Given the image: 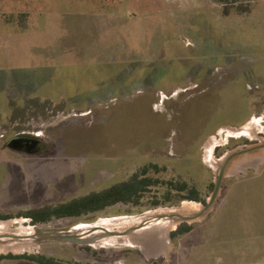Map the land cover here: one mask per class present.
I'll return each instance as SVG.
<instances>
[{
	"label": "rangeland",
	"instance_id": "obj_1",
	"mask_svg": "<svg viewBox=\"0 0 264 264\" xmlns=\"http://www.w3.org/2000/svg\"><path fill=\"white\" fill-rule=\"evenodd\" d=\"M245 89L243 102L237 94ZM0 93V215L12 217L1 242L29 247L0 254L13 257L0 264L28 254L57 264H221L217 243L228 233L217 234L218 218L245 225L264 219L263 158L223 180L213 211L190 224L191 232L173 238L186 223L171 225L167 252L157 257L125 238L63 240L123 231L155 215L152 224L163 229L166 216L193 201L146 207L154 196L162 200L170 183H186L202 201L194 203L205 205L217 160L264 141V0H0ZM222 110L231 121L234 110L246 117L215 124ZM245 128L250 133L242 136ZM22 136L37 139L29 155L18 145L30 146ZM152 165L158 170L148 175L161 184L140 206L34 224L24 216ZM223 189H240L233 196L238 213L223 214ZM247 189L251 198L243 197ZM203 239L215 240L204 254ZM237 264L256 263L245 257Z\"/></svg>",
	"mask_w": 264,
	"mask_h": 264
},
{
	"label": "trees",
	"instance_id": "obj_2",
	"mask_svg": "<svg viewBox=\"0 0 264 264\" xmlns=\"http://www.w3.org/2000/svg\"><path fill=\"white\" fill-rule=\"evenodd\" d=\"M31 92H33V90ZM241 93V95L237 94V98L239 99L241 97V101L243 102L248 101V98H250L249 92L245 89ZM233 97L235 98L236 96L234 95ZM243 106L244 108L247 107L245 104H243ZM245 110L241 113L243 114L242 116H239L240 113L238 110L232 111L231 115H234L232 116L234 117L233 121L227 118L225 116V110H222V114L216 118L215 124L228 123L234 125L241 123V121L246 117ZM209 129L210 126L207 125V131ZM149 168L154 169L155 171L158 170L155 165L144 167L128 180L115 184L103 191L92 193L80 199H74L70 202L59 204L55 207L31 211L25 213L24 216L31 219L34 224L44 223L50 218H77L84 214L100 212L116 204H125L135 207L140 206L141 200L144 198L145 194L149 192L151 188L158 187L161 184L159 179H154L148 175ZM170 186L171 188H168L163 196L164 199L160 200L157 196H154L152 201L146 207L157 208L159 206H173L182 201L202 202L198 196V191L194 187L187 189L188 187L186 183L179 182L175 184L170 183ZM184 192H188L187 195H182ZM11 218L12 217L10 215H0V220H8ZM192 229V226L184 224L173 231L171 236L176 238L177 236L191 232ZM8 258L12 259L13 257L0 256V260ZM37 261L41 264H57L51 260H44L43 258L37 259Z\"/></svg>",
	"mask_w": 264,
	"mask_h": 264
},
{
	"label": "crops",
	"instance_id": "obj_3",
	"mask_svg": "<svg viewBox=\"0 0 264 264\" xmlns=\"http://www.w3.org/2000/svg\"><path fill=\"white\" fill-rule=\"evenodd\" d=\"M0 96H1V93H0ZM1 97H4V95ZM223 190L224 192H226L224 196L225 198L223 197V200L221 202V204L223 203L225 205V207H223V214L225 211L229 210L230 208H232L234 212L239 211L238 208L242 204L241 202L238 204H235V200H233V196L235 195V193L240 191V189H223ZM251 190L253 189H247L246 190L247 193L244 194L243 197L251 198V193H250ZM233 204L235 205L233 206ZM258 206L264 209V198L262 200V197H261V201H259ZM235 207H238V208L235 209ZM220 219H224V217L218 218L219 221H217L216 223L215 231H217V234L219 235H221L223 232H226L229 235L228 236L227 234H225V236L222 238L224 239L222 245L219 244L220 243L219 241L217 243V249H218L217 253H219V251L221 253L219 258L222 257L224 259V260H221V264H237L238 261L239 263L243 262V260H245V257H248V259L251 261L253 259L256 264H264V219L263 217L262 219L255 217L254 220L247 221L248 223L247 225H245V223H242L243 220L241 222L234 223V222H230L231 218H229V219H226L227 221L224 223L225 220L223 221ZM231 226L236 227V228L231 229ZM213 236L215 240L217 241L218 240L217 237L215 235ZM206 239H203V247L201 251V253L203 254L205 250L204 248H208L210 246V249H211V244L212 243L215 244V240L211 241V239H208V240ZM238 243H244V244L242 246H239ZM203 254H202V259L208 260L210 256L208 257L207 254L204 256Z\"/></svg>",
	"mask_w": 264,
	"mask_h": 264
},
{
	"label": "water",
	"instance_id": "obj_4",
	"mask_svg": "<svg viewBox=\"0 0 264 264\" xmlns=\"http://www.w3.org/2000/svg\"><path fill=\"white\" fill-rule=\"evenodd\" d=\"M253 154H256V156L252 158ZM263 154H264V141L256 145L244 146V147L236 149L235 151L226 152L224 156H222V158L217 161L216 170L214 171L215 177H214V182H213V191L208 201L205 203V205H201L200 209L195 213H190V214H186V213L178 214L177 213V214H172L166 217L171 219L170 221L175 220V223L177 224V226L180 225L181 223H186L190 225V224L198 222L203 217H205L206 215H208L209 213L213 211L217 203V200L220 196L221 190H222L223 180L227 177H233L237 174H240L246 171L248 166L244 165L243 163L244 159L246 160L249 158L250 161H253V164H251L250 166L255 167L256 164L260 163L262 159L264 158ZM147 224L148 222H144V223L142 222L136 226L129 227L123 231L104 230L103 235L92 236L89 239H75L74 236L69 235V236H64L63 240L76 242L80 244H89L96 239H100L101 237L127 238L133 233L140 231L141 229H144L147 226ZM7 237L9 236L0 235V242H1V239L7 238ZM8 253H11V252H8ZM145 256L147 257L146 254Z\"/></svg>",
	"mask_w": 264,
	"mask_h": 264
},
{
	"label": "bare ground",
	"instance_id": "obj_5",
	"mask_svg": "<svg viewBox=\"0 0 264 264\" xmlns=\"http://www.w3.org/2000/svg\"><path fill=\"white\" fill-rule=\"evenodd\" d=\"M241 132H243V133H241ZM231 133H234V131L232 130ZM239 133H241L243 136L244 134L250 133V131H249V129L245 128V129L239 131ZM263 157H264V154H263ZM250 162H252V161H250L249 159H246V160L244 159V161H243L245 166H249L251 164ZM216 164H217V162H216ZM200 207H201L200 204H197L194 202H183L182 205L180 206V208L176 209L174 212H178L181 214H185V213L190 214V213L197 212L200 209ZM162 210H164V209H162ZM160 216L159 215L151 216L150 218H148V220L144 221V222H148L147 225H149L150 227H148V228L145 227L144 229H141L140 231H137V232L133 233L132 235H130L129 237L125 238V241H127V242L130 241L133 243V245L135 247L140 248L147 255L148 258H154V257H157L159 254H164L165 252H167L166 251L167 248H166L165 243H167L168 233L170 231L168 228L171 225L175 224V220L170 221L169 225L162 229V227H161L162 225L160 226V224L159 225L158 224H152V222H151V221H153L152 219L160 217ZM9 223H10V221L0 220V230H7V227H8L7 225H9ZM128 239H129V241H128ZM132 243H130V244H132ZM5 245L6 244L0 242V254L8 253L11 250L13 252L17 253V252H22L26 249L27 250L29 249V247H27V246L26 247L15 246L13 248L12 247L9 248Z\"/></svg>",
	"mask_w": 264,
	"mask_h": 264
},
{
	"label": "flooded vegetation",
	"instance_id": "obj_6",
	"mask_svg": "<svg viewBox=\"0 0 264 264\" xmlns=\"http://www.w3.org/2000/svg\"><path fill=\"white\" fill-rule=\"evenodd\" d=\"M17 139H19V140H23V141H25V140H28L29 142H30V146L28 147V148H25L24 147V145L22 146V144H18V145H20V147H22V149H21V152H29L27 155H29L31 152H34L33 151V147L34 146H37L38 145V143H37V139H35V138H32V137H26V136H22V137H19V138H17ZM22 143V142H21ZM10 144V143H9ZM9 146V145H8ZM244 146H246V144H243V146L242 147H244ZM14 151V150H13ZM228 151V150H227ZM251 164H253V161L252 162H250ZM250 164V165H251ZM249 165V166H250ZM240 174H242V173H240ZM16 189V188H15ZM30 221L32 222V220L30 219ZM14 256V255H13ZM37 258L38 257H36V256H34V255H31V254H28L27 255V257H24V258H19V259H15L14 260V264H41V263H39L38 261H37Z\"/></svg>",
	"mask_w": 264,
	"mask_h": 264
}]
</instances>
